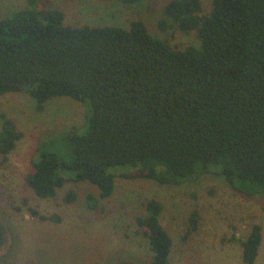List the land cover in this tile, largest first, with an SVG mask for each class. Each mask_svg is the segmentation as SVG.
I'll return each mask as SVG.
<instances>
[{
	"label": "trees",
	"instance_id": "trees-1",
	"mask_svg": "<svg viewBox=\"0 0 264 264\" xmlns=\"http://www.w3.org/2000/svg\"><path fill=\"white\" fill-rule=\"evenodd\" d=\"M28 3L0 18V96L25 92L37 110L56 97L86 108L79 129L38 143L25 178L37 196L87 181L98 191L86 196L94 209L112 194L117 167L133 170L123 177L175 186L215 172L245 195L264 191V0H211L203 15L201 0H169L164 17L199 40L182 50L141 20L128 28L73 26L61 9ZM0 119L5 159L23 133L5 114ZM76 197L69 189L64 201ZM145 208L136 222L145 228L150 264H168L172 240L160 221L163 206L148 199ZM27 209L40 220H59ZM197 220L194 210L192 229ZM261 231L254 224L241 242L247 264L255 262ZM6 239L0 222V249Z\"/></svg>",
	"mask_w": 264,
	"mask_h": 264
},
{
	"label": "rangeland",
	"instance_id": "rangeland-1",
	"mask_svg": "<svg viewBox=\"0 0 264 264\" xmlns=\"http://www.w3.org/2000/svg\"><path fill=\"white\" fill-rule=\"evenodd\" d=\"M168 1L36 0L39 8L61 9L65 24L128 28L131 21L141 20L149 33L176 49L198 46L196 32L179 31L164 17ZM201 3V14H207L211 0ZM27 6L28 0H0V18ZM160 21L167 23L165 29ZM85 110L82 102L69 97L53 98L37 110L25 92L0 96V114L11 118L23 133L5 159L0 154V222L7 238L0 249V264H150L149 240L136 222V217L146 214L148 199L163 206L160 221L172 240L168 264H247L241 242L254 224L261 226L262 239L253 264H264V191L245 195L215 172L175 186L135 174L123 177L133 170L117 167L112 194L99 199L94 209L87 206L86 196L98 197V191L87 181H69L51 198L37 196L25 178L33 171L38 143L60 131L79 129ZM69 189L77 196L70 203L64 201ZM28 207L59 220H40ZM194 210L198 211L196 229L190 223Z\"/></svg>",
	"mask_w": 264,
	"mask_h": 264
}]
</instances>
